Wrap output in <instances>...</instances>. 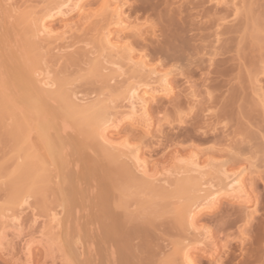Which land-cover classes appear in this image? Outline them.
<instances>
[{
  "label": "bare ground",
  "instance_id": "6f19581e",
  "mask_svg": "<svg viewBox=\"0 0 264 264\" xmlns=\"http://www.w3.org/2000/svg\"><path fill=\"white\" fill-rule=\"evenodd\" d=\"M28 1L24 0L18 5L15 4L16 10L11 4L14 2L13 0H0V7L4 11L10 7L15 12L16 24L20 31L19 45H14L15 50L8 52L6 58L7 65L11 67V71L8 69L10 75L7 71V75H9L7 76L5 70L4 76L1 75L0 80L1 91L6 89L4 85L8 77L10 78L8 83L11 84V86L8 84V87L12 88L11 94L8 88L6 92L0 91L3 94L0 95V124L2 119V125H8H5V130L2 125L0 127V129L2 128L0 134L2 132L4 134L0 136V151H7L6 146H1L8 143L7 148H10V153L12 152L8 153L10 157L5 154L6 158L3 157L4 153L0 154L2 155L0 163L3 164V161L6 164L9 163V167L6 164L0 165V177L4 178L3 173L7 170V174H5L7 179L3 180L6 185L4 183L2 185V181L0 182L1 189L2 187L4 189L1 192L6 197L3 200L0 197L3 202L0 204L6 205L2 206L3 209L0 206V214L2 212L3 215H1L4 218L2 219L0 216V221L4 222H2L3 224L0 222V255L16 264H34L36 262V264H55L53 259L56 256H59L60 264H202L203 260L196 259L193 252H198L203 257H212L221 252V256L215 264H264V140H262L264 135H259L258 131L260 130L254 131V127L250 128V124L253 122L250 106L248 108L245 105L246 110L243 108L245 116H242V109L238 112L244 117V121L250 119V123L242 121V124L249 126L246 129L242 127L244 128L242 131L245 130L243 132L245 136L250 134L249 139L239 136L241 139L251 142L249 148H246V142L244 146L241 144L245 148L240 150H245L244 152L235 150V146L231 145L232 141H228L231 142L228 143L229 145L227 144L228 147L225 143L224 145L220 144L226 145L227 149L224 152L218 146L220 142L218 138L208 139L203 136L202 138L207 143L211 142L212 146L195 149L193 142L196 139L195 141L199 143L201 137L198 133L197 136L194 130L195 134L192 130H190L191 133H188L185 131L186 127L182 126V121L186 119L188 121L190 118L185 119V117L190 114L183 115L182 121L178 120L180 122L176 126L180 130L178 136L182 137V140L192 141L189 147L194 146L186 154H181L179 148H174L165 162L159 161L158 163L162 165L157 167L154 163L153 165L149 164L148 160L142 156L141 149L142 143L150 145V143H155L154 141L161 140L159 135H161L162 129H160L161 126L158 127L159 123L152 131L153 122L149 107L156 101L157 96L166 97L172 93L175 85L170 82V76L176 75V73L181 75L184 72L182 68H190L193 53L197 55L203 49L207 52L208 48H211L206 53L210 56L209 58L207 55L209 67L210 63L216 65L217 68L214 66L215 69L212 71L218 76H227L230 71L238 70L239 67H234L238 65L240 66L239 71L253 70L251 73L255 72L253 69L255 65L260 63H263L261 66L264 65V56L261 57L262 54L259 56L256 52L259 57L257 59L256 53L253 52L254 45H257L258 48L259 44L260 48L258 49L262 48L260 40L259 42L255 41L257 40L256 30L253 31L254 36L248 32L251 39L245 31L247 39H250L248 42L246 36H243L245 34H242V30L249 31L248 23L250 21V32L255 25L261 26L264 30V24H262L264 23V0H161V2L158 0H115L113 2L112 0H97L99 1L98 9L90 12L84 9L85 0H46V8L39 14L32 6L24 5ZM69 2H71L72 10H76L77 15H80L81 22L77 25L63 20L62 27L55 30L49 26L50 23L47 24V19L56 15L58 17L60 15L61 18L64 17V14L66 16L68 12L67 14L65 12L68 11V8L71 9ZM155 2H159L161 6ZM20 5L23 7L18 11ZM145 6H148L145 11L148 12L151 8L156 12L157 21H145L149 24L141 23L142 21L138 23L134 19L129 21L126 19L127 16H123L124 9L128 7H130L128 11L137 13L144 10ZM150 12L152 14L151 10ZM137 18L135 17V20ZM82 28L87 32L83 33L82 38L76 40L80 36L78 31ZM90 31L93 33L89 34ZM187 31H191L190 33L193 35L191 38L197 39L198 45L200 42L202 43L197 47L199 52H194L198 50L195 48L196 45L192 48L193 44L191 45V42L189 44L190 37L185 35V32L188 33ZM262 33L264 32L262 31ZM87 34L90 35L89 38L84 37ZM183 36L187 38L185 37V39ZM262 38H264V34ZM253 39L257 42L256 44ZM205 41H207L206 45ZM78 43H83L84 47L92 45L85 49L78 47ZM188 44L191 45L190 48ZM187 49H190L189 56L188 52L186 53ZM134 51L137 53L136 58ZM252 53L254 54L252 55ZM190 56L192 59L189 58ZM236 59L240 60L241 64H237ZM149 60L158 62L156 64L158 66L169 65V68L159 67L158 69L155 67L156 65L151 66ZM196 61L193 60L192 63ZM230 61L235 63L233 62L232 65ZM258 62L259 64H257ZM71 65L78 67L75 71L68 72L67 69ZM198 65L196 62V66ZM246 67L247 69H245ZM191 71L189 69V72ZM262 72L264 73L263 69ZM188 73L185 74L188 75ZM255 77L254 75L253 78L255 79ZM77 79H93L90 83L93 81L103 82L102 88L105 87L107 91L98 92L90 98L82 90L78 89V91L75 88L78 87L75 85ZM111 81L116 82L117 85L110 84ZM260 81L263 84L257 85L259 86V96H261L259 100L262 96L264 98V80ZM6 93L9 95H5L4 101L3 97ZM8 97L15 100V102L13 101L15 104L12 102V106L8 105L9 103H6ZM11 100L8 101L10 104ZM117 100L120 101L117 102ZM123 101L124 103H121ZM191 103L193 105V102L189 104ZM252 103L254 102L252 101ZM259 104L261 105V103ZM157 108L159 110L160 107ZM261 108L264 113V108ZM261 115L263 119L259 123L263 126L264 114ZM5 118L6 121L9 119L10 123L8 121L4 124ZM177 118L181 119V115L180 117L177 115ZM61 122L69 124L82 141L89 143L90 148L96 154V158L91 162V172L81 174L78 168L77 173L79 172L82 176L81 178L80 175L78 176L79 180L87 179L89 181L91 179L92 183L97 180L96 188L95 185L89 184L91 189L94 186L95 190H92L94 195L96 191L94 207L97 206V209L94 213L91 204L92 209L88 207L89 205L87 207L90 215L94 218L93 220L95 222L97 220L96 223H99L98 233L88 228L86 229L87 233L81 234L75 224V227L68 226L71 222L67 220V227L72 228V231L76 228L77 231L75 233L68 230L60 231L64 227L63 217L68 216L64 213L69 209L72 218L73 205H76V208L73 207L74 210L84 211L85 200H88L87 192L84 197L87 187L80 186L78 188L79 185L77 181L75 182L73 174L68 171L65 155L67 147L76 154L80 150V142L74 138L68 139L66 136V138L62 136L61 131L68 126L62 125ZM121 125L127 127L124 130L126 135L118 137L117 140L111 134ZM254 126L256 127V124ZM197 127L196 125L193 127L195 131ZM174 128L172 129L174 130ZM67 130L69 129L67 128ZM181 131L187 134H179ZM178 136L176 137L179 138ZM197 137H199L198 140ZM253 138L254 141L257 138L258 141H261L260 143L256 141L257 144H255V148L258 146L257 149L263 153L258 152L260 159L262 158L261 161L258 159V162L253 155L256 154V150L253 149L255 153L252 152L253 150L251 151L254 146L251 141ZM2 139L6 143L2 144ZM150 139L152 141L154 139V141L152 142ZM230 145L234 148L233 151H229L232 149ZM199 146L198 144L197 147ZM223 152L225 155L223 158L226 159H219V155L221 157ZM8 157L9 159L13 158V168L10 166L11 160L7 162ZM70 157V161L73 162V155L70 154ZM74 157L79 158L78 154ZM78 160L80 163L81 159ZM75 162L77 163L76 160ZM79 165L75 166V169L73 168L75 172ZM50 166L54 170L52 167L50 169ZM10 168L12 170L9 172ZM53 172L55 179L60 178V186L64 184V187H58L62 197L55 195L56 199L54 200L57 206L55 205L56 207L51 209L49 203L51 200L46 205L49 199L45 196L48 192L52 193L51 187L54 186L50 185V182L54 179ZM58 179L56 181L60 183ZM74 183L77 184L78 189ZM80 189L84 200L80 198L81 195L79 196ZM92 196L90 199L93 201ZM223 197L227 198L229 203L232 201L242 204L246 208L248 206H252V208L245 209L243 212L240 208L239 213L231 207L221 208L220 200ZM50 198L53 199L52 196ZM30 199L35 201L33 204L39 207L40 211L42 209L45 212L44 214L41 213L42 211H37V214L41 213L45 219L47 215L48 230L44 226L45 230L37 233H31V229L29 233L28 229L26 233L24 230L20 231L19 227H24L20 220V216L24 213L22 211L25 210V207L26 211L27 207L30 209L33 207L29 203ZM57 199L59 201L61 199L60 203H57ZM129 200L134 205L131 202L130 204ZM80 201H84L82 209L79 208L78 202ZM87 203L89 204V200ZM49 205L50 209H48ZM131 205L134 207L138 205L139 209L142 207L143 209L137 208L139 213H136ZM35 206L34 208L37 209ZM52 206L54 207V205ZM66 206L68 207L66 208ZM244 206L243 208H245ZM87 207L85 208L88 211ZM128 207L133 208L134 211L130 209L131 212H129ZM115 210L117 211L115 212ZM118 210H121L122 213H119ZM218 210L219 216L216 218L210 216L209 220L207 219L209 215ZM31 213L33 217L37 215L34 212ZM86 214L89 216L88 212ZM32 216L30 214V217ZM202 216L203 218L207 216L205 218L207 223H202ZM136 219H140L143 225L140 222H135ZM72 220L70 219V221ZM201 220L202 222L199 223ZM5 221H11L14 228L15 225L19 226L16 227L17 231L14 229L11 234ZM27 221L33 223L35 217L33 221L27 217ZM44 221L46 223V220ZM208 221L213 223L210 222L212 227ZM95 222L92 221V224ZM86 223H84L85 227ZM128 223L130 226L134 225L128 227ZM4 225L8 229L7 231L4 230ZM153 227L159 230L161 240L157 238L158 234L154 233L156 230H153L154 232L151 230ZM158 227H162L161 231ZM88 231L97 234L93 235ZM234 231L238 234L234 235ZM151 232L153 235L150 239ZM161 232L163 236L165 235L164 239ZM8 234L11 237L7 236ZM6 236L10 239H7ZM166 236L169 238L167 239ZM16 239L22 241V244L19 251L16 249L15 252ZM158 239L159 241H157ZM33 246H39L42 249L43 255L39 258L40 260L32 259ZM162 253H166L163 260L157 259L156 256ZM177 260L180 262L177 263Z\"/></svg>",
  "mask_w": 264,
  "mask_h": 264
},
{
  "label": "rangeland",
  "instance_id": "374dc122",
  "mask_svg": "<svg viewBox=\"0 0 264 264\" xmlns=\"http://www.w3.org/2000/svg\"><path fill=\"white\" fill-rule=\"evenodd\" d=\"M14 2H12L11 4H12V6H14L15 7V4H19L20 2H22V1H24V0H13ZM86 1V6L84 5V9H85V11H87V12H90V11H94V10H97L98 9V5H99V1H97V0H85ZM97 1V2H96ZM113 1H115V0H112V2ZM152 1H154V0H152ZM157 1V0H156ZM159 2H161V0H158ZM18 2V3H17ZM159 2H155L156 4H160ZM89 3V4H88ZM69 4H70V8L71 9H69L68 8V11H66L65 13L67 14V12H68V14L65 16V14H64V17H62L61 18V16L59 15V17H58V15H56V16H53L52 18H50V19H47V24H49V26H52L55 30L56 29H59V28H61L62 27V25L64 24V22L66 21L67 23H71V24H79L80 22H81V17H80V15L78 14L77 15V13L74 11V9L72 10V5H71V2H69ZM68 4V5H69ZM24 5H30V6H32L33 8H35V10L37 11V13L39 14V13H41V11L42 10H44L45 8H46V6H47V1L46 0H29L28 2H25L24 3ZM11 6V7H12ZM160 6H161V4H160ZM7 7H9V6H7ZM22 7L23 6H19V10L18 11H20L21 9H22ZM16 8V7H15ZM15 8H13L14 10H15ZM124 8H126V7H124ZM129 8L130 7H128L127 9H124L125 11H124V13L125 14H123V16H127L126 17V19H129V21H133V19H134V21H136V22H138V23H140L141 21V23H145V21L147 22V21H149V22H154V20H156L157 21V18H156V15H155V13L156 12H154V10H152L151 8H149L151 11H152V14H151V12H150V10H148V12H147V10L145 11V9L146 8H148V6H145V8H144V10H142V11H139V12H137V13H134V12H130V11H128L129 10ZM67 9V8H66ZM65 9V10H66ZM142 9H143V7H142ZM255 9V8H254ZM16 10H17V8H16ZM64 10V11H65ZM141 10V9H140ZM7 12V13H6ZM129 13V14H128ZM6 14H8V15H6ZM127 14V15H126ZM149 16H148V15ZM130 17V18H129ZM135 17H138L137 18V20H135ZM147 17H148V19H147ZM60 18V19H59ZM64 18V19H63ZM228 18H231V17H228ZM53 19V20H52ZM63 20H64V22H63ZM69 21V22H68ZM144 21V22H143ZM249 21V20H248ZM63 24H62V23ZM251 22V21H250ZM250 22L248 23V30L249 31H247V29H245V30H242V34H245L246 32V34L249 36V33H251V34H253V31L255 32V30H256V34H257V37H256V39L257 40H255V41H257V42H259V40H260V43H261V49H258V48H260V45L258 44V48H257V45L255 46H253V52L254 53H258V55L259 56H261V54H262V56L261 57H263L264 56V38H262V36H263V34L264 33H262V31L264 32V30L262 29V27L260 26V27H257L256 25L254 26L253 24V26L254 27H256L254 30H253V28L254 27H252V32H250V27H249V25H251L250 24ZM264 22V21H263ZM261 23H262V21H261ZM145 24H149V23H145ZM262 24H264V23H262ZM54 25V26H53ZM90 25V24H89ZM61 26V27H60ZM85 27H86V25H85ZM263 27H264V25H263ZM246 28H247V25H246ZM111 30H113V28H111ZM246 31V32H245ZM84 32H87V30L85 29L84 31H83V28L82 29H80L79 31H78V33L80 34V36L78 37V38H76V40H78V39H80V38H82L83 37V33ZM188 33H186L185 32V35H187V37L189 38L188 39V41H189V44H190V42H191V47L193 48V46L195 47V45H196V47L195 48H197V47H199L202 43L200 42L199 43V45H198V41H197V39H195V38H191V35H192V33H190L189 31H187ZM249 32V33H248ZM89 34H91V33H93L92 31H90V32H88ZM89 34H87V35H85L84 37H86V38H89ZM188 34H189V36H188ZM193 34H194V32H193ZM246 34L245 35H243L244 37L246 36ZM261 35V36H260ZM193 36V35H192ZM253 36H254V34H253ZM186 37V36H185ZM184 36H183V38H185ZM186 37V38H187ZM250 37V36H249ZM19 38H20V31H19V28H18V26H17V24H16V18H15V12H13V10H11L10 9V7H9V9H7V11H4L1 7H0V66H1V70H0V80H1V77L2 76H4L3 75V72L6 70V75H7V71H8V69H9V71H11L10 69H11V67L9 66V65H7V62H6V58H7V56H8V54L12 51V50H15L14 48H15V46L14 45H19V43H20V41H19ZM185 38V39H186ZM212 38V37H211ZM248 37L246 36V40H247V42L248 41H250V39H251V37H250V39H247ZM194 40H196V41H194ZM209 40H210V38H209ZM245 40V41H246ZM253 41H254V39H253ZM254 41V44H256L257 42H255ZM243 42V41H242ZM196 43V44H195ZM206 43H207V41H205V45H206ZM189 44H188V46H189ZM204 44V43H203ZM208 44H211V43H208ZM208 44H207V47H208ZM213 44V43H212ZM243 44V43H242ZM13 45V46H12ZM90 45H92V44H90ZM90 45H88V47L90 46ZM5 46V47H4ZM76 46V45H75ZM77 46L78 47H84V44L82 43H78L77 44ZM190 46H189V48H190ZM85 47H87V46H85ZM84 47V48H85ZM87 47V48H88ZM255 47V48H254ZM195 48H194V50H195ZM86 49V48H85ZM198 50H196V51H194V52H196L197 53V51L199 52L200 50H199V48H197ZM207 49V48H206ZM210 49L211 48H208V51L207 52H209L210 51ZM257 49V50H256ZM262 49H263V51H262ZM5 50H7V51H5ZM190 49H187V51H186V53L188 52V56H189V54H190V51H189ZM9 52V53H8ZM207 52H205V49H203V51L202 52H199V53H197V55L195 54V53H193L194 54V56H193V54H192V56H193V59L191 58V56L189 57V58H191L192 59V61L194 60V61H196L197 62V64H199L198 66H196V62L195 63H192V61H191V66H190V68H182L183 70H184V72H182V74L184 75H180V74H177L176 72H178V70H176V72H174V73H176V75L174 74V73H172V74H174L173 76L171 75L170 76V82L172 83V85L174 84L175 86H173V91H172V93H170L169 95H167L166 97L165 96H163V95H161V96H157V98H156V101H154L153 103H151L152 105H150V107H149V110L151 111V113H150V116H151V119H152V122H153V130L152 131H154L155 130V127H156V124L157 123H159V125H158V127L160 128V126H161V128L160 129H162L161 131L163 132H161L160 134L161 135H159V136H161V140L159 139L158 141H154V139H153V141L155 142V143H150V145H149V143L148 144H146L145 143V145L142 143V156L143 157H145L147 160H148V162H149V164L150 163H152L151 165H153V163H154V165H157V167L159 166L160 167V165H162L161 163L164 161L165 162V160H166V158L168 157V155H169V153L172 151V149L174 150V148H179L180 150H181V154H186V152L187 151H189L191 148H193L194 146H195V149L196 148H198V149H205V148H207V147H209V146H212L211 145V142H206L203 138H202V136L204 137V138H208V139H211L212 137H215V138H218L219 140H220V142H219V145L218 146H220L222 149L221 150H224V152L226 151V149H227V147H228V143H231V142H228V141H232V143H231V145L232 146H235V150H240V149H242V148H245V147H242L241 146V144L244 146V143L246 142V144H247V147L246 148H249V146H251V142H249V141H247V139L245 140H243V139H241L243 136H245V133H243V132H245V130H243L242 131V129H246L247 128V126L248 125H246V124H242V121H243V123H245L246 121H247V119H246V121H244L243 119H244V117H242V116H245L244 115V111H243V108H245V105H246V107L248 106V108H249V106L251 107V108H249V110L251 109V111H252V113H253V122H251V124H250V128H253L254 127V131H258V130H260V131H258L260 134L259 135H261V136H263L264 135V125L262 126L261 125V123H259L260 121H261V119H263L262 118V115L261 114H264L263 113V109L261 108V107H263L264 108V103L262 104V102H263V100H264V98H263V96H262V98L259 100V98L261 97V96H259V94L260 93H258L259 92V86H257V85H259V83L262 85L263 83H262V81H260L261 79H263L264 80V73L262 72L261 73V70L263 69L264 70V65L263 66H261V64H263V63H260L259 64V62L257 63V64H259V65H255L254 66V70H255V72H253V73H251L253 70H252V68H250V70H252V71H249L248 69H247V67L245 68V69H247L248 70V72H250L249 74L247 73V70H246V72L245 71H243V70H241V71H239L240 70V66L238 65V66H234L235 68H238V70L237 69H234V67H233V71H230L229 73H228V75L226 76V75H220V76H218L216 73H214L213 71H212V69L214 70L215 68H214V66L216 67V65H213V64H211L210 63V67H209V62H208V59L210 58V56H209V58H208V56L206 55V53ZM4 53V54H3ZM134 53H135V51H134ZM191 53H192V49H191ZM254 53H252V55L254 54ZM257 53H256V55H257ZM255 55V57L257 58V59H259V57H258V55L256 56ZM136 56H137V53H135L134 54V57L136 58ZM187 56V57H188ZM188 58V59H189ZM208 58V59H207ZM201 59V60H200ZM235 60V59H234ZM2 61L5 63V66H4V63L2 64ZM236 61H237V64L238 63H240V60H237L236 59ZM232 61H230V63H231ZM234 62V61H233ZM231 63L232 65L235 63ZM149 63H150V65L151 66H154V65H156V64H158V62L156 63V62H154V61H152V60H149ZM208 63V64H207ZM229 63V62H228ZM188 64H189V62H188ZM193 64H195V65H193ZM207 64V65H206ZM241 64V63H240ZM128 65V64H127ZM3 66V67H2ZM168 66V67H167ZM194 66H196V67H194ZM228 66V65H227ZM4 67H6L5 69H4ZM77 67L78 66H76V65H71L67 70H68V72H73V71H75L76 69H77ZM156 68H158L159 69V67L160 68H162L163 69V67H165L164 69H168L169 68V65H164L163 67H162V65L161 66H158V65H156L155 66ZM193 67V68H192ZM241 67H243L244 68V66L243 65H241ZM217 68V67H216ZM242 68V69H243ZM157 69V70H158ZM186 69H187V71H186ZM189 69H190V71L191 72H189ZM244 69V70H245ZM212 72H211V71ZM1 71H2V74H1ZM8 71V72H9ZM188 73V75L187 74H185L186 72ZM208 72V73H207ZM210 72V73H209ZM80 73H83V72H80ZM2 75V76H1ZM9 75H10V72H9ZM9 75H7V76H9ZM186 75V76H185ZM254 75L258 78V80H257V78L255 77V79L253 78L254 77ZM188 76V77H187ZM6 77V76H5ZM173 77V78H172ZM190 77V78H189ZM3 80H4V77L2 78ZM10 78L8 77V80H7V82H5V88L7 89L8 88V91H9V93H10V91H11V89L12 88H9L8 86L10 85L11 86V84H9L8 83V81H10L9 80ZM257 80V81H254V80ZM93 79H91V80H86V79H77L75 82H76V84L75 85H77L78 87H75V85H74V87L78 90V89H80V90H82V92L85 94H87L90 98H92L91 96H94V95H96L98 92H106L107 91V89L104 87V88H102V86L104 85V83L103 82H99V81H93V83H90V81H92ZM187 80V81H186ZM74 82V83H75ZM9 84V85H8ZM110 84H115V85H117L116 84V82H110ZM7 85V86H6ZM100 88H102V90H100ZM6 89H2V93L5 91L6 92ZM75 89V90H76ZM79 91V90H78ZM234 91H235V93H234ZM0 92V95H3L2 93ZM9 93H6V94H4V97L3 96H1V97H3V100L5 101V95H9ZM12 93H13V91H12ZM11 94V93H10ZM86 95V96H87ZM13 96H14V99H15V95H14V93H13ZM171 96V97H170ZM7 97V96H6ZM10 97L12 98V95H10ZM10 97H8L7 99H9L8 101H10L11 100V98ZM88 97V98H89ZM193 97V98H192ZM192 98V99H191ZM7 99H6V103L8 104V105H10V106H12V102L14 101L15 102V100H11V104H10V102H8L7 101ZM187 99H188V101H187ZM191 99V100H190ZM193 99H194V101H193ZM120 101V100H119ZM118 100H117V102H119ZM252 101L254 102V103H252ZM258 101H260V102H258ZM13 102V104H15ZM156 102V103H155ZM190 102H193V105H192V103L191 104H189ZM247 102H249V103H247ZM121 103H124V101L123 102H121ZM120 103V104H121ZM259 103H261V105L259 104ZM186 104V105H185ZM248 104V105H247ZM250 104V105H249ZM254 104H255V106H254ZM191 105V106H190ZM160 107L159 108V110H158V108L157 107ZM161 106H162V108H161ZM163 106H164V109H163ZM151 108H152V110H151ZM205 108V109H204ZM162 109V110H161ZM242 109V113H243V115L241 116V113H240V115H239V113L238 112H240V110ZM256 109V111H254ZM262 109V110H261ZM161 110V111H160ZM189 110H190V112H189ZM245 110H246V108H245ZM249 110H247V111H249ZM261 113L260 115L258 114V113ZM188 115V114H190L188 117L186 116L185 117V119L186 118H190V119H188V121H186V120H184V121H182V117H183V115ZM177 115H179V117H180V115H181V119H178L177 118ZM158 118H159V120H158ZM154 119V120H153ZM157 120V121H156ZM177 120V121H176ZM178 120H181L182 121V126H184V127H186L185 129V131H187L188 133H191L190 132V130H192V132H193V130H194V132L197 134H199V136L202 138H200L199 139V143L198 142H196L195 140H194V142L193 143H195L194 144V146H191V147H189V144H191L192 143V141H189V140H182V137H180V136H178V131H180V130H178V128L176 127V126H178V122H180V121H178ZM8 121H9V123H10V120L8 119L7 121H6V118L4 119V121H3V123L5 124V122L6 123H8ZM185 121H186V123H185ZM250 121V119H248V121H247V123ZM63 123V124H62ZM250 123V122H249ZM258 123V124H257ZM264 123V121L262 122V124ZM61 124L62 125H64L65 124V126L69 129V130H67V128H65L64 130H62L61 131V133H62V136H66L68 139H71V138H74V139H76V140H78L79 142H80V144H79V151L76 153V154H74V152L73 151H71V150H69V148L67 147V149H65V151L67 152L65 155H66V159H67V163H68V171L70 172V173H72L73 174V176H74V179H75V182L77 181V184L79 185V187L78 188H80V186L83 188H85V187H87L86 188V191L84 192V194L87 192L88 193V200H89V204L87 203L88 202V200L86 201L85 200V202L87 203H84V205H85V207H87L88 205V207L89 208H91L90 207V204H91V206L93 207V211H94V213H95V209H97V206H95L94 207V205H96V203H95V201H94V197L96 196V191H95V195H94V192L92 193V190L94 189V186H93V188L91 189L90 187H89V184L91 183L92 185H95V188H96V183H97V180L94 182V183H92L93 181L91 180V179H89V181L86 179H80L79 180V178H78V176L80 175L79 174V172L77 173V170H78V168H79V170H80V173L82 174H84V173H90L91 172V162H92V160L93 159H95L96 158V154L93 152V150L90 148V145H89V143L87 142V141H82L81 140V138H80V136H78L77 135V133L75 132V130L73 129V128H71L70 126H69V124H66V123H64V122H61ZM171 124V125H170ZM180 124V123H179ZM242 124V125H241ZM256 124V127L254 126ZM1 125H2V119H1V124H0V127H1ZM6 126H8L7 124H5ZM5 125H2V128H4V130H5ZM198 126L197 128H196V131H195V128H193L194 126ZM252 125V126H251ZM258 125V126H257ZM172 126H174V127H176V128H174V127H172ZM181 126V127H182ZM215 129H214V128ZM242 127H244V128H242ZM249 127V126H248ZM1 128V129H2ZM126 126H120L118 129H116V130H114L113 131V133L111 134L115 139H119L120 137H122V136H125L126 135V133L124 132V130H126ZM158 128V129H159ZM172 128H174V130L172 129ZM193 128V129H192ZM213 130H212V129ZM257 128V129H256ZM259 128V129H258ZM0 129V132L2 131ZM170 129H172V130H170ZM164 130V131H163ZM182 130V129H181ZM252 131H253V129H251ZM176 131H177V134H176ZM206 133H208V134H206ZM250 131V129L248 130V132ZM253 131V133L255 134V132ZM261 131H262V133H261ZM115 132V133H114ZM123 132V133H122ZM193 132V133H194ZM135 133H136V131H135ZM184 134V135H186L187 133L185 132V133H183V131H181V132H179V134ZM194 133V134H195ZM204 133H205V135H204ZM211 133H215V135H213V134H211ZM159 134V133H158ZM198 134H197V136H198ZM218 134V135H217ZM242 134V135H241ZM248 134V133H247ZM258 134V133H257ZM2 135H4L3 134V132L0 134V136H2ZM116 135V136H115ZM164 135H165V137H164ZM209 135H212V136H209ZM258 135V136H259ZM176 136H178L179 138H177ZM182 136V135H181ZM209 136V137H208ZM241 138H240V137ZM249 136H250V134L249 135H247V136H245V137H243V138H246V137H248V139H249ZM261 136H260V138H261ZM65 137V138H66ZM119 137V138H118ZM176 137V138H175ZM225 137V138H224ZM226 137H227V139H226ZM236 139H235V138ZM240 139H239V138ZM160 138V137H159ZM181 138V139H180ZM198 138L199 137H197V140H198ZM231 140H230V139ZM179 139V140H178ZM226 141H225V140ZM229 139V140H228ZM258 139V138H257ZM257 139H255V141H254V138L251 140L252 141V143H253V147L251 148V151L253 150V149H255L256 150V154H253L254 156H255V160H256V162H258V159H260V153H258V152H260L261 150L260 149H257L258 148V146H257V148H255L256 146H255V144H257V142L256 141H258ZM3 141H2V144H4V143H6V141L4 140V139H2ZM178 141V143H177V141ZM259 140H261V139H259ZM262 140H264V139H262ZM147 141L149 142V140L147 139ZM150 141H152V139H150ZM152 141V142H153ZM202 141V142H201ZM208 141V140H207ZM201 142V143H200ZM261 141H258V143H260ZM223 143V145H224V143L227 145V147H226V145L225 146H223V145H220V144H222ZM262 143H263V141H262ZM200 145L199 147H197V145ZM210 144V145H209ZM245 144V145H246ZM0 145H1V143H0ZM7 145H8V143H7ZM7 145L6 144H4L3 146H1V147H5V149H7V151H0V154L2 153H4V155H3V157H5L6 158V156H5V154H7L8 155V153L9 154H11L10 153V148H7ZM143 145H144V147H143ZM193 145V144H192ZM230 145V148L232 147ZM147 146V147H146ZM218 146H217V148H218ZM205 147V148H204ZM219 147V148H220ZM230 148H228V149H230ZM2 150H4L3 148H1ZM185 149V150H184ZM9 150V151H8ZM233 151L234 150V148L232 147V149H230L229 151ZM183 151V152H182ZM228 151V150H227ZM228 151V152H229ZM245 151V150H244ZM244 151H242V150H240V152H244ZM145 152V153H144ZM224 152H223V155L220 157V155H219V159H221V158H223V157H225V155H224ZM253 153H255L254 152V150L252 151ZM247 153V152H246ZM70 154H71V156L73 155V162H71L70 160H71V157L69 158V156H70ZM77 154H78V156H79V158L81 159V161H80V163H78L79 162V158L78 157H74V156H77ZM144 154V155H143ZM226 154V153H225ZM261 154H263L262 153V151H261ZM147 155V156H146ZM227 155V154H226ZM248 155V153L246 154V156ZM259 155V156H258ZM1 157H2V155H0ZM9 156V155H8ZM263 156V155H262ZM10 157V156H9ZM9 157L7 158L8 159V161L7 162H10V160H11V162H12V160H13V158L11 159H9ZM68 157V158H67ZM203 157H205V156H203ZM227 157V156H226ZM77 161V163L75 162V160ZM223 159H226V158H223ZM252 159H253V156H252ZM251 159V160H252ZM2 160V159H1ZM0 160V161H1ZM262 160V158L260 159V161ZM161 162V163H158V162ZM69 162H70V164H69ZM76 164H75V163ZM255 163V162H254ZM260 163V162H259ZM3 164H6L5 163V161H3ZM2 163H0V165H3ZM78 164H80L79 165V167H76V172L74 171V169H75V166H78ZM258 164V163H257ZM8 165V167H9V163H7L6 164V166ZM4 166V165H3ZM10 166H12V168H13V162L12 163H10ZM8 167H7V169H8ZM51 167L52 166H50V169H51ZM53 168V167H52ZM74 168V169H73ZM12 169L10 168L9 169V172L11 171ZM53 170H54V168H53ZM7 172V170H5V172L3 173V175H4V178H3V176L2 177H0L1 178V180H0V182L2 181V185H3V180H6L7 179V175L5 176V174H7L6 173ZM55 172V171H54ZM54 172H53V176H54V181L52 180L50 183V185H52V186H54V187H51L52 188V193L50 194V192H48L47 193V195L45 196V197H47V199H49V200H47V202H46V205H48L47 203H48V201H50L49 203H50V205H51V209L52 208H55L56 206H57V204H56V201L54 200V199H56V197L57 196H61L62 197V195H61V193H60V191H59V188L58 187H60V188H63L64 187V184L63 185H61L60 186V184H61V180H60V178L58 179V178H56V179H58V181H60V183L58 182L57 183V181H56V179H55V174H54ZM1 176V175H0ZM246 176V175H245ZM82 176L80 175V178H81ZM247 177V176H246ZM245 177V178H246ZM78 178V179H77ZM93 179V178H92ZM95 179V178H94ZM79 180V181H78ZM92 182H91V181ZM80 183H81V185H80ZM74 184H76V183H74ZM77 184L75 185L76 186V188H77ZM88 184V186H86ZM4 185H6V182L4 183ZM63 186V187H62ZM91 186V185H90ZM92 187V186H91ZM97 187H98V184H97ZM56 188V189H55ZM77 188V189H78ZM89 188H90V190H89ZM2 189H3V187H2ZM2 189H1V186H0V193H2L1 191H2ZM7 190V189H6ZM56 190V191H55ZM95 190V189H94ZM93 190V191H94ZM3 191H4V189H3ZM80 192H81V194H79V196L81 195V199L83 198V194H82V191H81V189L79 190ZM89 191V192H88ZM91 192V193H90ZM97 192H98V190H97ZM5 193H6V191H5ZM56 193V194H55ZM60 194V195H57V194ZM86 193V194H87ZM89 193H90V195H89ZM54 194V195H53ZM86 194L84 195V197H86ZM1 196L0 197H2L1 199L3 200L4 198H6V197H4V195L5 194H0ZM3 195V196H2ZM55 195H56V197H55ZM91 195H93L92 197H93V201L90 199V196ZM49 196V197H48ZM52 196V198L53 199H51L50 197ZM79 196H78V201H79ZM59 198V197H58ZM80 199V200H81ZM2 200H0L1 202L0 203H3L2 202ZM32 200V201H31ZM55 202H54V201ZM82 200H84V199H82ZM81 200V201H82ZM132 201H135V200H133V199H131ZM131 200H129V203L131 202ZM59 200L57 199V203H60V201H61V199H60V201L58 202ZM76 201H77V199H76ZM78 202L79 203V208L80 209H82V207L84 206L83 205V202ZM33 202H35L33 199H30L29 200V203H31V206H33L31 209L29 208V207H27L28 209H27V211H26V207H25V210L24 211H22V213H23V215H21L20 216V220H22V225L24 226L23 228L22 227H19V226H16L14 223H13V225H15V228H14V226L12 227V222L11 221H5L6 222V225H8V226H6V227H8L9 228V231H10V233L12 234V232H14V229H16V227H19L20 228V231L21 230H24V232L26 233V231H27V229H28V233H29V230H30V232L32 233V232H34V233H37V232H40L41 230H45V228L48 230V224H47V215H46V219H45V217H44V215H42L41 213H44L45 214V212H43L42 211V209H41V211H40V208L39 207H37V206H35L34 204H33ZM53 203V204H52ZM76 203V202H75ZM81 203H82V206H81ZM132 203V205H134L133 204V202H131ZM130 203V204H131ZM135 203V202H134ZM129 204V205H130ZM230 204V205H229ZM50 205L48 206L49 208L48 209H50ZM52 205H54V207L52 206ZM56 205V206H55ZM131 205V206H132ZM0 206H1V208L3 209V207L2 206H6V205H1L0 204ZM34 206L35 207H37V209H35L34 208ZM130 206V207H131ZM137 207H134V206H132V207H134V209H135V212L136 213H139L138 212V210H136L137 208L139 209V206L138 205H136ZM220 206H221V208H229V207H231V208H233V209H235V210H237V212L240 210V208L242 209L241 210V212H243V210H248V209H251L252 208V206H248L247 208L245 207V208H243V206H242V204L240 205V204H237L236 202H230L229 203V200L227 199V198H221V200H220ZM47 207V206H46ZM68 206H66V208H67ZM70 207V206H69ZM72 207V206H71ZM73 207L74 208H76V205L74 206L73 205ZM72 207V218L70 217V215H71V212L69 211V209L64 213V214H68V216L67 215H65V217H63V220H64V227H62L61 228V230L60 231H66V230H68V231H72V228H69V227H67V221L68 222H71V224L69 225L68 224V226H72V227H77V230H78V232H80L81 234H84V233H87V230L86 229H88V228H90L89 230H91V231H96L97 233H98V231L97 230H99V223L97 224L96 222H97V220H96V222H95V220H93L94 218L90 215V211H89V208H88V211H87V209L84 207V209L86 210V212H88L89 213V216H87L88 214H86V212H84L83 210L81 211H79L78 212V210L76 211V210H74V208ZM142 207V206H141ZM22 208V207H21ZM60 208V207H59ZM58 208V209H59ZM66 208H65V210H66ZM47 209V208H46ZM92 209V208H91ZM117 209V208H116ZM119 209V208H118ZM130 209H133V208H129L128 207V211L130 210ZM134 209H133V211H134ZM141 209H143V207L141 208ZM141 209H139V210H141ZM29 210V211H28ZM19 211H21L20 209H19ZM37 211H39V212H41V213H39V214H37ZM75 211V212H74ZM117 210H115V212H116ZM121 210H118V212L119 213H122V211L120 212ZM132 211V212H133ZM4 212V211H3ZM30 212V213H29ZM31 212H34V213H36L37 215H35L34 217H35V221H33V216H32V213ZM69 212H70V214H69ZM83 212V213H82ZM117 212V213H118ZM129 212H131V210L129 211ZM241 212H240V214H241ZM5 213H6V211H5ZM4 213V214H5ZM77 213V214H76ZM78 213H80V214H78ZM239 213V212H238ZM1 214H2V212H1ZM0 214V216L2 217V215ZM8 214V213H7ZM30 214H31V216L33 217H30ZM47 214H48V212H47ZM92 214H93V212H92ZM96 214H97V212H96ZM219 214V210L218 211H216V212H214V213H212V215H209L208 217L207 216H205L204 218H203V216H202V218H203V222H202V220L201 221H199V223H205L206 221V217H207V219L208 218H210V216L213 218H216V216H219L218 215ZM26 215H27V217H28V219L29 220H32L33 221V223L32 222H29L28 223V221H27V217H26ZM39 215H42V217L40 216L39 217ZM81 215V216H80ZM95 215V214H94ZM93 215V216H94ZM206 215V214H205ZM67 216V217H66ZM78 216H79V218H78ZM165 216V215H164ZM170 216V215H169ZM169 216H167V218H169ZM26 218V219H24V218ZM82 217V218H81ZM87 217V218H86ZM151 217V216H150ZM36 218H37V220H36ZM39 218V219H38ZM40 218H42V219H40ZM2 219H4L3 217H2ZM70 219H73L72 221H70ZM95 219H96V216H95ZM163 219V218H162ZM201 219V218H200ZM44 220H46V223H45V221ZM67 220V221H66ZM140 220V219H139ZM139 220H137L136 219V221L135 222H137V223H141L142 224V222H141V220L139 221ZM165 220H166V216H165ZM209 220V219H208ZM92 221L93 222H95L94 224H92ZM162 221V220H161ZM1 223L3 222V220H1L0 221ZM81 222V223H80ZM86 222H88V223H86ZM133 223H134V221H132ZM132 222H130V223H132ZM211 222V221H210ZM210 222L208 221V224L211 226L212 224H210ZM4 223V222H3ZM2 223V224H3ZM28 223V224H27ZM43 223H45V224H43ZM72 223H73V225H72ZM84 223H86V227L84 226L85 224ZM207 223V222H206ZM20 224V223H19ZM30 224H32L31 226H30ZM74 224H75V226H74ZM96 224H97V226H96ZM129 224V223H128ZM127 224V225H128ZM21 225V224H20ZM134 225V224H133ZM132 224H131V226H133ZM135 225H136V223H135ZM139 225V224H138ZM143 225V224H142ZM0 226H1V224H0ZM28 226H29V228H28ZM33 226V227H32ZM44 226H45V228H44ZM66 226V227H65ZM82 226H84V227H82ZM130 226V224H129V226L128 227H131ZM213 226V225H212ZM211 226V227H212ZM4 227H5V225H4ZM6 227L4 228V230L6 229ZM26 227V228H25ZM97 227H98V229H97ZM127 227V226H126ZM152 227V226H151ZM160 227V226H159ZM158 227V228H159ZM163 227V226H162ZM161 227V228H162ZM2 228H3V226H2ZM38 228H39V230H38ZM41 228V229H40ZM161 228H159L160 229V231H161ZM12 229V230H11ZM34 229V230H33ZM70 229V230H69ZM3 230V229H2ZM8 229H6V231H7ZM76 230V228H75V230H73L72 232L73 233H75V231H77ZM151 230L153 231V230H156L154 233L157 235L158 234V236L159 237H157V238H160V240H161V237H160V235H159V230H157V228L156 229H154V227L153 228H151ZM163 230V229H162ZM15 231H17V229L15 230ZM56 231V230H55ZM91 231H88V233H90V234H97L96 232H93V233H91ZM5 232V231H4ZM23 232V231H22ZM44 232V231H43ZM153 232H151V234H150V239H151V235H153ZM235 232L236 231H234V235H237L238 233L236 232V234H235ZM8 233V232H7ZM7 233H5V234H7ZM163 233L161 232V236L163 237V239H164V236L162 235ZM7 236H10V234H8ZM6 236V237H7ZM11 237V236H10ZM166 238H167V236H166ZM165 238V239H166ZM169 238V237H168ZM167 238V239H168ZM7 239H10L9 237H7ZM152 241H153V237H152ZM157 241H159V239L157 240ZM15 242H16V248H15V245H14V251L16 250V249H18L17 251H19V247L21 246V244H22V241H20V240H18V239H16L15 240ZM154 242H155V238H154ZM161 242V241H160ZM18 243V244H17ZM158 244H159V242H158ZM34 249V250H33ZM16 252V251H15ZM32 252H33V257H32V259L35 261H37L39 258H41L42 256L41 255H43L42 254V249L39 247V246H37V247H35V246H33L32 247ZM18 253V252H17ZM167 253V252H166ZM166 253H162V254H160V255H157L156 256V258L157 259H162L163 257H165V254ZM192 254H194L195 255V257H196V259L198 258L199 260H203V261H201L202 262V264H215V262L217 261V259L219 258V256H221V252H219L218 254H216V255H214V256H212V257H203V255H201L200 253H196V252H193ZM56 256V255H55ZM4 258V259H3ZM59 258V256L57 257H54V263L56 264H60V258ZM47 259H49V258H47ZM216 259V260H215ZM40 260V259H39ZM50 260V259H49ZM163 260V259H162ZM177 263L178 262H180L179 260H177L176 261ZM37 263V262H36ZM36 263H34V264H36ZM0 264H16V263H12V261H9V260H7V258L5 259V257L4 256H2V255H0Z\"/></svg>",
  "mask_w": 264,
  "mask_h": 264
}]
</instances>
